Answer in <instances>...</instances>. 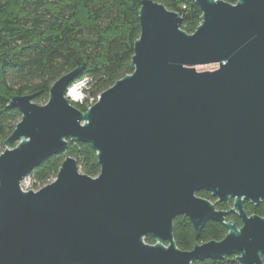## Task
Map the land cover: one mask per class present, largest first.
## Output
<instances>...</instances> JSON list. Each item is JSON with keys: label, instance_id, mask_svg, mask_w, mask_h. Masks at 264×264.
<instances>
[{"label": "water", "instance_id": "95a60500", "mask_svg": "<svg viewBox=\"0 0 264 264\" xmlns=\"http://www.w3.org/2000/svg\"><path fill=\"white\" fill-rule=\"evenodd\" d=\"M191 1L201 11L191 34L176 12L140 1L132 73L84 112L66 96L81 68L54 81L45 104L35 94L10 97L21 117L0 142V264H192L228 255L264 264V216L243 208L264 201V0ZM68 140L91 146L98 175L66 157L51 182L22 191ZM201 190L232 207L216 209ZM177 216L196 236L208 221L227 232L182 250L172 234Z\"/></svg>", "mask_w": 264, "mask_h": 264}, {"label": "trees", "instance_id": "16d2710c", "mask_svg": "<svg viewBox=\"0 0 264 264\" xmlns=\"http://www.w3.org/2000/svg\"><path fill=\"white\" fill-rule=\"evenodd\" d=\"M141 0H0V142L13 131L21 114L7 107L14 95L35 94L32 101L45 104L50 86L59 77L81 68L69 87L85 78L81 103L71 102L84 112L89 98L97 96L114 82L132 73L133 44L139 36L138 10ZM181 17L180 29L191 34L201 21V11L191 0H154ZM234 4L236 0H223ZM68 87V88H69ZM15 146V145H12ZM66 157L75 159L83 173L96 177L100 167L96 152L82 141L68 140L63 153L49 156L28 174L37 190L54 179ZM197 196L228 206L205 191ZM248 214L264 216V201L243 204ZM227 221L240 226L238 217L227 214ZM227 230L222 223L206 222L198 236L186 216L173 220L176 247L190 250L195 244L221 240ZM154 244L150 236L144 238ZM264 263V253L261 255ZM192 264H239L234 255L206 258Z\"/></svg>", "mask_w": 264, "mask_h": 264}, {"label": "bare ground", "instance_id": "6f19581e", "mask_svg": "<svg viewBox=\"0 0 264 264\" xmlns=\"http://www.w3.org/2000/svg\"><path fill=\"white\" fill-rule=\"evenodd\" d=\"M84 80L85 79H83L81 81H77V83L73 84L72 86H70L67 89L66 96L69 97V100H71L72 102H80L81 103V102L85 101L87 96L84 93V89L86 88L85 84H84ZM78 89H83V95L81 97H80ZM79 97H80V100L78 101ZM97 99H98V96L96 97V99L89 98L88 101L85 103L86 110L88 108H90L97 101ZM20 184H21V182H20ZM34 191H36V190H34ZM231 206H232V204H231Z\"/></svg>", "mask_w": 264, "mask_h": 264}, {"label": "rangeland", "instance_id": "374dc122", "mask_svg": "<svg viewBox=\"0 0 264 264\" xmlns=\"http://www.w3.org/2000/svg\"><path fill=\"white\" fill-rule=\"evenodd\" d=\"M74 103H80V102H74ZM13 145H17V142H15ZM8 148H11V147H8ZM3 149V147L0 149V150H2ZM78 168H79V166H78ZM79 171L80 172H82V170L79 168ZM53 180V179H52ZM22 187L23 188H26L27 190H35L33 187H32V185H31V183H30V181H29V179L28 180H26V182H24L23 183V185H22ZM212 204H214V202L213 201H210ZM215 205V204H214ZM232 206L230 205V208H231ZM227 210V209H226Z\"/></svg>", "mask_w": 264, "mask_h": 264}, {"label": "built area", "instance_id": "2783aa9c", "mask_svg": "<svg viewBox=\"0 0 264 264\" xmlns=\"http://www.w3.org/2000/svg\"><path fill=\"white\" fill-rule=\"evenodd\" d=\"M78 91H79V94H80V97H81L83 95V89H78ZM80 97H79L78 101L80 100ZM24 182H26V181H21L20 188H21L22 191H28L26 188L22 187ZM32 191H34V190H32Z\"/></svg>", "mask_w": 264, "mask_h": 264}, {"label": "flooded vegetation", "instance_id": "af4514ba", "mask_svg": "<svg viewBox=\"0 0 264 264\" xmlns=\"http://www.w3.org/2000/svg\"><path fill=\"white\" fill-rule=\"evenodd\" d=\"M245 203V202H244ZM224 204H226L227 206H228V208H227V210H229L230 209V205H231V201L229 202V203H224ZM231 214H233V213H231ZM235 215V214H234Z\"/></svg>", "mask_w": 264, "mask_h": 264}]
</instances>
